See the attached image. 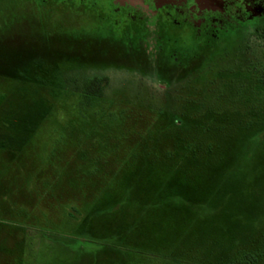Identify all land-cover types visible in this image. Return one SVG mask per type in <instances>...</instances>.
Segmentation results:
<instances>
[{
  "label": "rangeland",
  "instance_id": "1",
  "mask_svg": "<svg viewBox=\"0 0 264 264\" xmlns=\"http://www.w3.org/2000/svg\"><path fill=\"white\" fill-rule=\"evenodd\" d=\"M13 13L16 11L12 0H0V25H10ZM83 23L84 37L85 34L91 37L89 33L100 28L96 21L90 23L84 19ZM84 43L75 45L73 51L85 54ZM217 44L219 49L207 51L185 70L168 66L157 71L155 76L161 84L171 75L177 76L171 88L164 90L148 77L144 68L118 61L106 46H93L96 63L81 57L53 64L47 48L31 41H15L11 31L8 32L0 46V94L9 99L0 97V117L4 110L10 111L2 119L9 118L17 127L19 109L24 110L36 101L34 86L39 88L37 97L46 100L51 112L23 147L18 146L21 149L16 153L0 149V264H186L82 241L89 238L82 235L89 220L87 215H82L86 214L82 209L84 206L98 209L106 204L107 192L124 188L123 177L131 165L130 150L145 144L148 131L164 130L162 134L166 135L157 144L159 149L149 152L154 157L162 151L174 150V144L179 145L174 126L167 124L168 117L195 114L188 104L204 101L205 95L212 93L220 83L217 71L223 66L237 62L242 71L254 68L255 76L264 73L263 32L234 39L228 36ZM56 49L65 50L59 46ZM102 49L105 51L100 53ZM32 55L43 56V61L20 63L18 69L8 61ZM209 57L215 58L209 60ZM92 71L107 75L109 82L104 95L89 108L83 105V96L73 79L77 81L78 76L81 79ZM252 89L255 95L262 91L258 85ZM262 103L257 105L263 109L256 110L264 121ZM112 112L122 113L124 122L121 123V116L107 115ZM32 120L34 124L38 122L36 117ZM255 121L256 117L254 124ZM186 122L188 125L181 128L182 136L207 150L193 155L198 159L196 163L183 161L171 172L163 168L165 162L158 158H153L152 166L140 169L134 180L136 193L152 188L158 193V197L150 195L148 205L156 211L163 205L189 211L190 205H204L206 211L210 202L226 203L237 199L241 190L258 188L260 176L264 177V151L255 150L259 140L255 128L248 134L234 133L228 130L231 124L226 120L222 131H206L193 127L196 121ZM152 138L160 136L156 134ZM234 138L251 139L252 144L235 148ZM210 143L215 144L212 152H209ZM176 153L177 161L183 154L180 145ZM89 158L96 164L83 165V159L86 162ZM118 162L123 164L118 167ZM98 169L103 171L101 177H86L87 172ZM111 200L117 206L114 198ZM103 224L104 221H97L93 226L103 227Z\"/></svg>",
  "mask_w": 264,
  "mask_h": 264
},
{
  "label": "trees",
  "instance_id": "2",
  "mask_svg": "<svg viewBox=\"0 0 264 264\" xmlns=\"http://www.w3.org/2000/svg\"><path fill=\"white\" fill-rule=\"evenodd\" d=\"M260 32L264 34V30L261 31V28L244 27L228 32L221 39L228 36L234 39L239 35ZM221 39L207 49L201 51L196 49L190 55L194 59H199L207 51L214 50V48L219 49L217 42ZM209 58V60H213L215 57ZM147 69H145L146 73L156 74L153 69ZM217 75L220 83L211 90L212 93L205 95L204 101L197 104L193 102L192 105L188 104L192 111H195V114L192 113L184 117H168L167 124H172L175 128L174 137L176 143H179L182 148V156L177 161L175 160L178 144H174V150L162 151L157 157L150 155L149 152L152 149H159L157 144L166 135L162 134L164 130H157L155 132L160 138L153 139L152 137L156 135L155 132L148 131L145 144L141 148L138 144L130 150L129 161L131 165L127 172L128 177H123L124 188L119 189V191L114 189L112 193L107 192L105 195L106 204L97 207L98 209L94 210V206H84L82 209L83 212H86L82 215H87L89 218L86 228L82 230V235L87 234L89 238L87 240L84 238L82 241L104 247L142 252L177 263L264 264V177L260 176L257 189L252 191L248 188L241 190L240 194H237V199L233 197L234 200L230 199L226 203L210 202L206 211L204 205L194 207L190 205V211L184 208H175L177 209L175 210L163 205L156 211L148 205L150 202L147 201L150 195L158 197V193L153 190L154 188L152 191L140 189L142 191L136 193L134 186L138 171L147 166H152L153 158L162 160L161 163L165 162L162 165L163 168L171 172L183 161L188 160L190 163L192 161L196 163L198 159L193 155L207 150L205 146L201 147L200 144L192 141L184 134L182 136L181 128L188 125L186 121H196L193 127L197 126L206 131H222L226 120L231 124H228L230 127L228 130L234 133L248 134L255 128L259 133L255 150L264 151V121L259 117L260 112L257 111L263 109L262 105L258 106L257 104L264 102L262 101L264 98V73L261 76H255L254 68L252 71H242L238 63L234 62L231 66H223L217 71ZM74 79L78 91L83 96V105L89 108L94 106V101L99 100L104 95L109 82L107 75H83L77 81L76 78ZM23 84L34 86L27 83ZM256 85L260 86L262 91H258L255 95L252 88ZM34 87L36 89V101L31 103L33 105H25L24 110L23 108L19 109L17 114L20 118L17 119L19 122L17 127L9 118L2 119L11 112L7 110L2 112L0 117L2 128L0 149H8L12 153H16L29 140L30 135L35 133L36 128L39 127L38 124L45 121L50 114V105L42 97H37L39 88ZM0 97L9 99L4 94H0ZM255 99H258L259 103H256ZM10 103L13 104V101L11 100ZM107 115L111 117L121 116V123L124 122L122 113L112 112ZM33 117H36L38 121L36 124L32 120ZM255 117L256 124H254ZM230 120H236V123ZM178 121L182 122V125H178ZM168 125L163 126V129L167 128ZM152 142L154 143L152 144ZM250 143L252 144L251 139L246 141L235 139L234 146L238 148L237 146L241 147ZM214 147L215 144L210 143L209 152L214 151ZM85 160L86 162L83 159V165L96 164L95 162L92 163L90 158ZM122 164L119 163L117 166L120 167ZM101 173L103 174L102 169L92 170L87 172L86 177H98ZM113 198V202L116 201L117 206H113L111 200ZM74 209L79 211V209ZM97 221H104L103 227L93 226V223Z\"/></svg>",
  "mask_w": 264,
  "mask_h": 264
},
{
  "label": "flooded vegetation",
  "instance_id": "3",
  "mask_svg": "<svg viewBox=\"0 0 264 264\" xmlns=\"http://www.w3.org/2000/svg\"><path fill=\"white\" fill-rule=\"evenodd\" d=\"M12 3L16 13L10 25H0V46L11 31L15 41H31L47 48L53 64L81 57L96 63L93 46L97 44L108 47L118 61L140 64L139 69L157 72L170 66L185 70L198 59L192 58L191 53L209 48L228 32L244 27L264 30V0H12ZM84 19L100 25L89 33L91 37L82 34ZM82 42L87 50L81 55L73 48ZM8 61L18 69L20 63L43 61V56L14 57ZM90 74L103 75L98 71ZM147 75L164 90L170 89L177 77L171 75L161 84L156 74Z\"/></svg>",
  "mask_w": 264,
  "mask_h": 264
}]
</instances>
